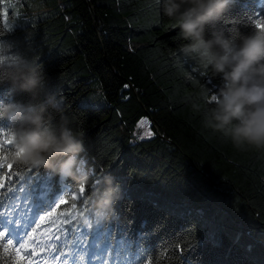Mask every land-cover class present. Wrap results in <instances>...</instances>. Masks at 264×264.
I'll list each match as a JSON object with an SVG mask.
<instances>
[{"label": "trees", "instance_id": "trees-1", "mask_svg": "<svg viewBox=\"0 0 264 264\" xmlns=\"http://www.w3.org/2000/svg\"><path fill=\"white\" fill-rule=\"evenodd\" d=\"M38 1L34 8L17 0L5 17L0 1V41L42 64L53 78L72 126L83 131L87 156L78 174L90 179L77 183L14 162L10 180L7 170L0 172V192L5 199L9 188L23 185L25 192L7 203L23 218L30 215L23 197L38 180L77 189L78 197L85 185V202L77 200L73 214L97 225L94 240L114 247L128 242L123 256L134 264H264V147L237 150L204 126L202 111L219 80L208 66L183 56L187 42L163 15L162 0ZM262 21L264 0H236L221 26L226 34H239ZM93 81L105 104L80 106ZM143 121L153 133L148 138H140ZM9 128L0 121V143ZM109 175L120 183L122 197L116 216L103 219L97 202ZM69 210H56L62 227L61 214ZM52 231L42 225L37 238L47 240ZM55 243L42 257L53 255ZM70 253L65 246L56 255L71 264Z\"/></svg>", "mask_w": 264, "mask_h": 264}, {"label": "clouds", "instance_id": "clouds-1", "mask_svg": "<svg viewBox=\"0 0 264 264\" xmlns=\"http://www.w3.org/2000/svg\"><path fill=\"white\" fill-rule=\"evenodd\" d=\"M159 3V0H158ZM235 0H162L160 9L178 29L184 57L196 59L218 78L216 92L202 111L204 126L240 151L264 147V31L226 34L222 25ZM193 109L201 111L193 103ZM0 121L11 125L20 161L44 167L77 183L90 177L80 169L87 156L83 131L72 126L68 106L42 64L0 41ZM97 202L103 219L116 216L122 188L103 180Z\"/></svg>", "mask_w": 264, "mask_h": 264}, {"label": "snow or ice", "instance_id": "snow-or-ice-1", "mask_svg": "<svg viewBox=\"0 0 264 264\" xmlns=\"http://www.w3.org/2000/svg\"><path fill=\"white\" fill-rule=\"evenodd\" d=\"M255 28L264 31V21L255 24ZM10 30L11 28H9ZM3 132L4 130L0 129V133ZM148 134L153 135L151 131ZM7 137L0 143V172L7 170L9 176L6 178L10 180L12 170L16 166L14 162H21V153L16 150L11 128L7 130ZM48 179L47 184L38 180L28 188L22 204L24 210L30 215L23 218L11 204L7 203V200L20 201L21 197L16 193H24V186L21 185L14 191L9 188L8 191L12 194L7 199L4 198V193L0 192V209H7V211L0 210V251L4 254V264H48L40 257L43 256L45 249L52 246L53 241L56 243L52 261L57 259L56 253H61L63 248L68 246L71 249V264H83L85 259H87V264H134L131 260H125L123 256V252L129 246L128 242H124L120 247H114L110 242L102 243L98 239L94 240L93 237L97 234V225H93L87 220L80 222L73 214L78 207L77 200L81 204L85 202V185L78 187L80 194L78 197L77 189L54 188L52 179ZM3 189H5V184L0 181V190ZM53 205H55L54 208ZM60 205H68L70 209L61 214L64 216V224L67 227H62L57 223L60 217L57 216L56 210L60 208ZM16 207L18 208L20 205L17 204ZM49 209L52 210L49 211ZM9 212H11V216H9ZM41 212L47 214L41 215ZM37 219L39 223H36ZM45 224L53 231L47 240L38 239L37 232ZM38 249L39 251H37ZM64 255H69V253H64ZM60 259L63 260V256ZM64 264H68V262L65 261Z\"/></svg>", "mask_w": 264, "mask_h": 264}, {"label": "rangeland", "instance_id": "rangeland-1", "mask_svg": "<svg viewBox=\"0 0 264 264\" xmlns=\"http://www.w3.org/2000/svg\"><path fill=\"white\" fill-rule=\"evenodd\" d=\"M0 1H1V12L3 17H5L7 13L11 11L13 4H16L17 0H0ZM18 1H20V3H25L26 5L34 8L39 6L38 0H18ZM104 104H105L104 95L98 83L96 81H93L91 83L90 92L79 100V105L99 107ZM140 127H141L140 138L150 137V135L148 134L149 133L148 123L143 121ZM56 257L57 259L55 261H52V256L50 255L47 257H42L40 259L47 261L48 264H64V262L67 261V258L64 256H63V260L60 259L61 257L60 255H56Z\"/></svg>", "mask_w": 264, "mask_h": 264}]
</instances>
